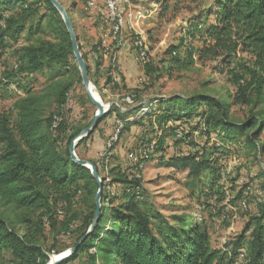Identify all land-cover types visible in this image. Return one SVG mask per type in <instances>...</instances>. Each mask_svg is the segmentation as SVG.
I'll use <instances>...</instances> for the list:
<instances>
[{"label":"trees","instance_id":"trees-1","mask_svg":"<svg viewBox=\"0 0 264 264\" xmlns=\"http://www.w3.org/2000/svg\"><path fill=\"white\" fill-rule=\"evenodd\" d=\"M70 9H65L69 19ZM201 16L203 23L193 21L186 29V35L191 41H198L200 47L194 49L184 39L176 47H170L166 71H186L196 63L214 62L233 88L229 96L231 103L203 95L190 99L174 96L156 102V106L134 121L127 120L140 107L121 112L110 106L98 126L113 114L114 122L110 126L116 132L121 123L119 134L134 127L141 128L147 122L154 140L142 142L130 151L129 154L138 158L133 166L135 172L119 171V166L110 164L117 159L111 155L113 148L107 145L103 156L88 161L102 179V194L100 217L93 231L87 234L94 219L98 186L88 169L71 162L68 148L91 119L86 122L82 107L71 99V83L59 88L55 95L56 110L47 117L44 116V97L32 93L22 83L44 69L63 77L72 56L70 38L60 15L47 0H0V56L20 46L14 51L19 59L13 69L0 74V92L7 94L15 87L23 93L11 111L0 114V251H7L13 263L48 264L51 252L44 250L27 233H40L46 225L54 229L55 218L65 219L71 204H81L85 213L82 219L79 221L77 215H72L60 226L61 240L69 241V248L76 247L61 264L73 263L81 257L86 264H264V197L260 199V196L240 191L229 201L233 208L246 211L249 207L254 212L250 211L242 231L229 247L217 249L212 247L208 227L202 220L187 216L183 211L166 217L145 207V191L137 177L140 167L151 155H160V164L186 172L192 181L209 172L212 180L206 185L208 191L204 196L207 197L209 191L213 196L221 180L213 157H225L231 148L254 157L264 152L260 141L264 133V114L257 111L264 105V0H214L212 8ZM92 17L101 28V17ZM45 30L59 40L58 46L35 42ZM76 41L78 44L77 36ZM97 49L98 45L90 50L89 63L82 55L88 75L94 79L99 77L103 65L101 58L96 62L92 59ZM131 49L133 54L132 44ZM137 64L144 71L142 77L150 81L156 73L151 64ZM116 68L108 63L104 71L108 76L107 84L111 83L115 89L120 83V90L135 104L141 89L138 86L127 89ZM75 72L79 75L77 69ZM112 72L118 77L115 84L111 81ZM96 84L95 80L93 85ZM144 85L148 87L147 83L141 87ZM232 105L248 109L250 115L243 121H232L229 111ZM55 118L60 120L53 128ZM202 125L206 142L194 144L193 135ZM98 126L78 145L87 141ZM177 130L182 132L180 138ZM169 135L176 137L175 147L183 148L182 153L165 160L162 155ZM149 145L152 148L148 158L140 159L139 152ZM259 177L264 189V174ZM112 184L119 186L114 196L105 191ZM215 202L221 200L215 198ZM17 225L26 234H19L15 229ZM80 240L83 241L78 244Z\"/></svg>","mask_w":264,"mask_h":264},{"label":"rangeland","instance_id":"rangeland-1","mask_svg":"<svg viewBox=\"0 0 264 264\" xmlns=\"http://www.w3.org/2000/svg\"><path fill=\"white\" fill-rule=\"evenodd\" d=\"M85 1L67 0V4L63 5V8L70 9L72 5L74 8H78L77 15L70 14V21L74 34L78 39L77 45L81 47L80 53L84 55L86 62H88L90 50L92 47L99 45V29L102 30V26L100 28L97 21L92 16L87 15ZM130 2L137 12L142 13L143 21L138 26H135L133 30L126 29L124 31L122 47L125 45L131 47L135 39V32L141 35L140 37L144 39L148 50L151 67L156 71L151 76L150 81L147 82L148 87H145V85L142 87L138 86L137 82L140 78H137L135 88L138 86L137 88L141 90L138 93L139 100L134 104V108L174 96L190 99L196 95H203L218 98L225 103H231L229 96L232 95L233 88L227 83L226 76L218 72L217 64L214 62L206 64L196 63L186 71L175 69L171 72L166 71L167 52L170 47H176L183 39L194 49L200 47L198 41H191L186 35V29L193 21L196 23L204 22V17L201 14L212 8L214 0H130ZM163 9L165 10L163 11ZM198 17H200L199 20H197ZM45 26L46 24H43V27ZM35 42H49L55 46L59 44V40L47 30L42 32ZM18 47L20 46H17L14 50L6 51L0 56V74L13 69L19 59L14 54V51L19 49ZM133 54L132 62L139 66ZM114 66L115 68L117 67L116 62ZM55 68L57 69V67ZM65 69L63 73H66L63 77H61L62 74L58 76L50 70L44 69L41 73L27 77L22 83L32 93L44 97L45 117L56 110L55 95L58 93L59 88L64 84L71 83L73 89L71 99L82 107L81 111L87 122L92 119L95 108L90 103L81 81H79L78 77L80 75L75 72L77 66L73 55L69 57L68 66ZM104 71L103 69L102 71L100 70V75H98L97 79L89 76L90 82L94 87L92 89L93 93L104 105L111 104V106L115 107L113 109L118 110L119 108L126 109L127 107H125L122 100L128 94L120 90V83L118 88L115 89L111 83L108 85V76ZM115 78H118L117 74H115ZM95 80L96 86L93 85ZM12 89L13 92L7 94L0 92V114L11 111L17 99L23 97L21 90H17L15 87ZM154 105L156 106L157 103ZM229 111L232 121L235 122L243 121L250 115L248 109L240 106L232 105ZM257 111H262L264 114V105L258 108ZM110 117L106 119H110ZM112 120H109V123H112ZM202 127L203 125L198 126L197 129L199 131L193 135L191 141H194V144H204L206 142ZM113 131L114 129L111 128L110 136L104 140V147L109 143L110 147L113 148L111 155L114 159H117V161L111 160L110 164L119 165V171L126 172V169H130L135 172L128 155L130 151L136 149L142 142H153L154 134L151 132L150 125L145 122L143 127H134L128 132L124 131L117 135L115 142H110V139L115 135V131ZM98 137L102 138L101 136ZM91 139H93L92 136L82 145L76 147L75 153L78 159L86 162L96 161L104 153L103 149L105 148L97 149L98 146ZM214 139L215 137L212 136V140ZM176 140V137L167 136L164 146L165 152L162 155L165 160L182 153L181 149L183 146H174ZM260 141L264 144V133ZM159 157L161 156L151 155L150 160L141 166L139 179L145 191L143 197L144 201H146L145 207L156 210L166 217L176 211H183L187 216L202 220L208 227V235L212 247L225 249L227 246L228 248L229 243L242 231L252 210L249 207L246 211L237 207L233 208V205H229V201H232L240 191L256 197L260 196V199L264 197V189L260 185L261 178L259 177L264 174V152L258 153L254 157L252 154L240 151L238 148H231L229 154L225 157H220L219 155L218 157H213L212 159L215 160L216 167L219 169L221 180L214 191L215 194L211 196L212 192L209 191L207 197L204 196V192L208 191L206 185L212 180L209 172L203 173L199 180L192 181L187 177L186 172L177 171L166 167L165 164H160ZM110 188L115 191L119 186L112 184ZM215 198L221 200V202H215ZM72 215H77L80 221L85 215L83 206L81 204H71L65 219L55 218L54 229L46 225L40 233L37 231L27 233L44 250L51 252L48 255L52 260L71 249L69 248L70 242L61 240L58 233L60 232L61 224ZM15 229L19 234H26V231L22 230L18 225ZM0 264L15 263L12 262L10 254L2 250L0 251ZM70 264H86V261L84 257H81ZM241 264L245 263L242 262Z\"/></svg>","mask_w":264,"mask_h":264},{"label":"built area","instance_id":"built-area-1","mask_svg":"<svg viewBox=\"0 0 264 264\" xmlns=\"http://www.w3.org/2000/svg\"><path fill=\"white\" fill-rule=\"evenodd\" d=\"M86 11L93 12L95 15L100 16L102 19V30L100 31L99 36V45L98 52L92 54V59L94 62L98 61L101 58L103 61L111 63L112 67L116 62V53L122 47V36L126 29L133 30L135 26H138L143 21V15L141 12H137L133 8L130 0H88L85 3ZM135 32V31H134ZM141 35H138L135 32V39L132 43L134 49L135 61L140 65H147L150 63L149 54L145 41ZM103 65L100 67L102 69ZM94 66L91 67V71H94ZM110 76L114 83L117 82L114 72L110 73ZM148 82L147 77H142L138 80V86ZM131 100V99H130ZM156 102L150 103L148 105L144 104L140 106L138 112H136L132 117L128 118L127 121L137 120L141 114L146 113ZM122 112H125L120 108ZM60 119H54L52 127H56ZM122 129V124L118 123L117 130L115 135L110 139V142H115L117 140V135ZM178 138L182 136L181 130L176 131ZM107 147H110V144L107 143ZM152 145L149 147L143 148L139 154L140 159H147L151 153ZM103 156V154L101 155ZM129 160L132 162L133 166L138 162V158L132 153L129 154ZM141 168V167H140ZM106 170V168H105ZM139 177V176H137ZM111 186L106 187V192L110 196H114V191L110 188ZM59 215L62 214L61 211H58Z\"/></svg>","mask_w":264,"mask_h":264},{"label":"water","instance_id":"water-1","mask_svg":"<svg viewBox=\"0 0 264 264\" xmlns=\"http://www.w3.org/2000/svg\"><path fill=\"white\" fill-rule=\"evenodd\" d=\"M58 12V14L61 17V20L63 21L64 27L66 29V32L70 38V44L72 49V55L76 61L77 70L80 75V80L82 87L90 101V103L95 108V113L89 123V125L84 128L81 133L74 139L69 145L68 151L71 162L75 163L76 165L86 168L89 170L90 174L92 175L94 181L96 182L98 186V191L96 193L95 197V214L94 219L92 222V225L89 227L87 234L91 233L93 229L96 226V223L100 217V201H101V194H102V179L99 177L98 172L96 168L89 162L83 161L81 159H78L75 153V149L77 145L86 137H88L94 129L98 126L100 120L107 115L109 112L111 104L104 105L101 101H98L94 98V96L91 93V90L94 89L92 86L89 75L87 72V67L85 64L84 59L82 58V55L80 53L79 47L77 45L76 36L74 34V30L71 24V21L63 8V6L57 1V0H47ZM84 240V239H83ZM83 240H80L78 244H81ZM76 251V247L71 248L66 255H63L59 259L52 261L51 258H49L48 264H61L65 260L69 259V257Z\"/></svg>","mask_w":264,"mask_h":264},{"label":"crops","instance_id":"crops-1","mask_svg":"<svg viewBox=\"0 0 264 264\" xmlns=\"http://www.w3.org/2000/svg\"><path fill=\"white\" fill-rule=\"evenodd\" d=\"M58 1L60 2V4L62 6L67 4V0H58ZM86 1H88V0H86ZM70 10H71V14L77 15V12H78L77 7L72 8ZM87 12H88L87 15L90 17L92 15H95L93 12H90V11H87ZM90 20H92V19H90ZM107 64H108L107 61L104 60L103 61V67H102L103 71L107 69ZM116 66H117L118 73L122 76V78L124 80V83H123L124 86L127 89H134L136 86L135 84H136L137 78L142 77L144 74V71L140 66H136L132 62V49L129 45H125L117 51V53H116ZM122 101L124 102L125 107H127L126 109L121 108L124 111H127L130 107L134 106V104H132V101H130V98H128L127 96H124ZM119 110H120V108H119ZM111 119H114V114L112 115V117H110V119H106L103 122H101L100 125L98 126L97 130L92 135L93 139H91V140H93L94 144L98 146L97 149L104 148V144H105L104 140L110 136V133H111L110 124L111 123H109L110 122L109 120H111ZM112 122H113V120H112ZM98 136H101L104 139L99 138ZM98 140H99V142H98ZM113 166L115 167V166H119V165L114 164Z\"/></svg>","mask_w":264,"mask_h":264},{"label":"bare ground","instance_id":"bare-ground-1","mask_svg":"<svg viewBox=\"0 0 264 264\" xmlns=\"http://www.w3.org/2000/svg\"><path fill=\"white\" fill-rule=\"evenodd\" d=\"M91 93H92V95L94 96V98L96 99V100H98V98L96 97V95L93 93V91L91 90ZM99 101V100H98ZM68 253V251L65 253V254H63V255H66ZM62 254L61 255H59L57 258H54L52 261H55V260H57V259H59L60 257H62L63 256ZM52 259V258H51Z\"/></svg>","mask_w":264,"mask_h":264}]
</instances>
